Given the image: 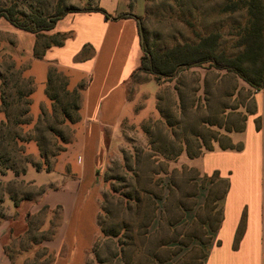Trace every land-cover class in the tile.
<instances>
[{
	"label": "rangeland",
	"instance_id": "rangeland-1",
	"mask_svg": "<svg viewBox=\"0 0 264 264\" xmlns=\"http://www.w3.org/2000/svg\"><path fill=\"white\" fill-rule=\"evenodd\" d=\"M247 1L0 0V7L8 8L17 6L18 10L22 13L32 14L38 11L47 16H51L59 5L61 8H67L76 12H85L100 6L106 9L111 15H116L122 9L129 11L130 8L135 7L140 9L139 13L142 14L141 21L147 35V42L153 51L164 52L177 44L188 43L193 45L198 42V34L208 36L211 33H215L220 36L219 50L224 51L227 56L231 57L242 51V48H239L238 44L249 20L246 8ZM144 4L145 10H141ZM9 30L14 31L15 29L5 19L0 20V59L10 54L11 50L8 43L13 42L15 44L16 41V34ZM91 55V51L87 50L85 56L90 57ZM23 63L24 67H31V64L26 59L23 60ZM208 68V66H204L203 68L194 69L183 77L182 84L186 86L184 96L189 111L194 105V100H199L197 104L198 108H201V105L203 106L205 104V76H207L209 89L213 94H221V101L228 107H234L242 100L244 104L248 105V110L252 109L249 101L250 96L247 93L248 89L243 82H239V85L241 86L240 88H244V91L241 97L238 95L234 100V97L230 98L233 94L234 80L231 77L221 79L223 85L221 84L218 92H216L215 80L220 79L225 73L209 71ZM33 72L36 78V80L33 79L36 90L33 97L31 116L35 122L39 117L41 109H46L51 112L52 103L46 100L45 89L41 85L45 81L43 66L40 64L35 65ZM29 74L27 72L26 76L30 77ZM153 82L157 84L158 89ZM82 85H86V80L82 81ZM176 86V81L159 84L155 81L154 77L146 74H139L137 77L131 79L128 84V96L133 104V109L131 110L130 116L122 122L119 134L115 136H111L109 133L105 134L104 144L107 150V154L105 155L107 161L103 172L100 173L101 176L97 184L96 192L102 218H104L108 229L113 228L116 224L114 219L120 222L123 217L122 213L119 212L117 202L121 197L120 195L127 192L125 188L127 183H129L128 178L132 176L131 174L127 175V169L134 165L139 155L142 157L146 155L156 156L153 159V169L157 168L159 170L163 168L165 170L168 168L170 174L167 177L165 175L154 177L155 183L157 184L156 180H161L162 185L161 187L150 186V189L160 193V188H163V195L166 199L170 194L173 184L176 187V184H178L182 191L179 189L180 193L176 192L174 196L191 210L184 213V218L179 224L169 229V219L170 217L174 218L176 215L169 216L168 214H163L164 202H159L160 210L150 228L153 234L152 236L155 237L152 240L156 241L159 238L157 235H161L159 233L161 229L168 232V238L172 240H175L176 233L177 235L183 234L178 239V241H181V244L174 243L170 246L176 257L166 264H204L208 251L214 244L216 238L210 226L208 224L204 225V221L209 218L208 212L214 206H217V212H220L221 201L217 203L213 202L215 196L224 193L226 185L220 184L218 180L211 179L213 176L204 181L201 169L189 165L188 161L190 159L186 153H183L179 158L169 161L160 154L153 152L152 148H163L168 151L176 150V146L177 149L181 146L182 140L179 141V139L182 138L189 141L190 147L194 152H197L200 147H202L201 150L203 151L205 150V147L202 145L203 141L196 140L193 135L198 133L205 137L207 141H204V143L206 147H209L213 144L210 143L209 138L215 136L209 132L217 133V129L209 125L198 128L195 126H187L185 123L180 126L177 125L179 100L175 91ZM192 90L198 91L194 94ZM82 92L79 95V99L72 96L68 98L71 102L75 101L80 109L82 108L83 100ZM130 108H127L126 111H129ZM189 111L187 117L189 116L188 120L190 124H193V113ZM70 114L75 118L74 121L81 118L80 112L78 111H70ZM161 115L164 116V119ZM61 119L62 114L59 113V120ZM2 120L3 115L0 112V122ZM76 125L77 123H68L67 127H62L61 124L55 123L53 126L56 130L62 132L65 138L70 139L72 143L76 138ZM32 129L33 125L27 126L25 127V132H29ZM161 130L164 136L167 135L169 137V141L163 142L165 138L160 133ZM174 138H178V141ZM53 143L57 144V148L64 146L61 141ZM213 146L217 148V145L214 144ZM25 148L27 154L32 153L34 155L36 162L40 161L36 143L26 144ZM186 148L187 146L184 144L183 150H186ZM60 156H58V159ZM57 160L54 161L51 159L50 172H46L45 170L41 172H46L47 174L56 172L60 164L59 160L57 163ZM30 168L33 167H29L28 169ZM173 171H175L173 176L175 177L176 184L171 181V173ZM28 177L31 178V175ZM24 178L25 176H21L17 180L12 172H8L4 177L0 176V219H2L0 221V241L4 251L12 258L13 264H45L48 258L42 257V250L46 248L44 246H48L47 242L49 241L39 246L31 245L29 243L30 238L25 235V231L27 230L26 218L28 215L34 216L30 220L33 237L36 236L40 240L43 236L46 240H50L52 239L51 237L55 236L56 238L60 234V229L63 224L62 211L58 208H50L47 211L41 212L44 205H40L39 209H34V213H32V207L35 206V203L39 204V201L41 203L43 195H39V189L41 188L30 187L29 185L32 182ZM49 187L50 189H56L57 185L53 184L43 188L48 190ZM211 190L214 192V198L213 196L210 198ZM25 194L29 195L32 201L22 202L19 205L20 208H16L11 199L15 196L20 199ZM172 197L171 200H174L175 198ZM52 199L55 200L54 194ZM167 215L168 217H166ZM213 216L212 219H217L218 217V215L217 217L215 215ZM96 239H101L99 230ZM49 250L51 251V249ZM103 251L104 249L102 250L103 255L101 258L105 260L108 257L109 250L107 251L106 249L105 252ZM87 260H91L90 264H98V262H95L93 255H89Z\"/></svg>",
	"mask_w": 264,
	"mask_h": 264
},
{
	"label": "trees",
	"instance_id": "trees-1",
	"mask_svg": "<svg viewBox=\"0 0 264 264\" xmlns=\"http://www.w3.org/2000/svg\"><path fill=\"white\" fill-rule=\"evenodd\" d=\"M246 8L249 20L238 44L239 48H242V51L231 57L227 56L224 51L219 50L220 36L215 33H211L208 36L198 34V42L193 45L188 43L177 44L164 52L153 51L148 45L141 17L123 14L112 18L100 7L85 12H76L67 8H61L59 5L51 16L43 15V13L38 11L32 14L22 13L18 10L17 6L0 7V20L5 19L16 29L34 35L36 37L34 58L42 60L48 49L63 47L71 38L70 34L47 35V33L55 29L59 21L69 14L96 12L103 14L108 20L135 19L138 24L143 55L140 66L134 72L132 79L139 74H146L154 77L155 81L159 84L176 81L177 86L175 87V91L179 100L177 125L180 126L185 123L187 126H195L197 128L209 125L217 129V133L209 132L215 135L209 138L210 143H213L209 147H206L204 143V141H207L205 137L198 133L193 135L196 140L203 141L202 145L205 147L203 151L201 150L202 147H200L197 152H194L190 147L189 141L182 138L179 139V141L182 140L181 146L178 149L176 146V150L168 151L163 148H152L153 152L160 154L169 161L179 158L183 153H186L190 160H194L200 158L204 152L215 151V147L213 146L215 143H219L221 149L224 150H239L240 147H235L231 144L227 134L244 131L247 120L246 115L253 114L255 111L253 94L264 90V0H248ZM8 46H14V43L9 42ZM204 66H208L209 71L225 73L220 79L215 80L216 92H218L221 84L223 85L221 79L231 77L234 80L233 94L230 96V98L234 97V100L238 95L241 97L244 88H240L239 82H243L248 89L247 93L250 96L249 101L252 109L248 110V105L244 104L242 100L234 107H228L221 101V94H213L209 89L207 76H205V104L201 105V108H198L197 104L199 100H194V105L189 111L184 96L186 86L182 84L183 77L188 72L203 68ZM30 68V66L26 68L24 64H18L16 59L10 54L0 59V112L3 115V120L0 122V176L4 177L8 172H12L17 180L27 174L29 167H33L37 172L43 170L50 172L51 159L56 161L58 156L66 151L71 140L65 138L63 133L56 130L53 125L57 123L61 124L62 127H67L68 123L76 124L81 120L80 118L74 121L75 118L70 114V111L75 110L80 112L81 109L75 101L71 102L68 98L72 96L79 99L80 93L85 89V86L81 84L78 89L71 90L69 77L57 67H51L45 89L46 97L52 103L51 112L41 109L39 117L34 122L31 111L33 96L36 90L35 81L32 77L26 76ZM192 91L195 94L198 90ZM188 111L193 113V124H190L188 120ZM59 113L62 114L61 120H59ZM162 117L164 119V116ZM31 125H33V129L25 132V127ZM257 128L260 129L259 122L257 123ZM221 131L225 133L224 139L221 137ZM160 133L162 134V130ZM163 137L165 138L163 142L169 141L167 135H163ZM174 139L178 141V138ZM59 141L64 144L62 148H57V144L53 143ZM32 142L36 143L39 162L35 161L32 153L27 154L26 152L25 145ZM184 144L187 146L186 150H183ZM155 157L154 155H146L145 157L139 155L134 165L127 169V175L131 174L133 177L128 178L129 183H127L125 188L127 192L121 194L117 202L119 212L123 216L120 222L114 219L116 224L113 228H110L111 230L108 229L99 211L97 226L101 239L96 240L89 253V255H93L96 263L166 264L176 257L170 246L174 243L181 244V241H178V239L183 234L177 235L176 233L175 240H172L168 238V232L161 229V232L159 231L161 235H157L159 238L153 241L152 238L155 237L152 236L150 228L160 210L159 202H164L163 214H168L169 216L176 215H173L174 218L170 217V223H168L169 229L179 224L184 218V213L191 209L187 208L181 200H178L174 196L176 192L180 193L179 189H181L176 184L175 177L173 176L175 171L171 173V181L175 182L179 188L173 184L170 194L166 199L163 195V188H160V193L150 189V186L161 187L162 185L161 180H156V184L154 177L159 175L167 177L170 174L168 168L165 170L163 168L159 170L157 168L153 169V159ZM207 179L209 178L204 177V181ZM211 179L217 180L219 178L217 174H214ZM219 183L226 185L225 191L221 195L215 196L213 190H211L210 198L212 196L214 198L215 196L213 203L222 201L226 195L228 182L220 180ZM29 186L31 187V184ZM39 191V195L41 196L46 193L43 187ZM26 195L20 199L16 198L17 196L11 199L16 208L24 201H32V198ZM172 196L175 198L174 200H171ZM57 208L59 210L62 209L60 206ZM49 209V206H44L41 212ZM217 209V206H214L208 212L209 218L204 221V225L208 224L213 233L218 231L222 221L221 210L218 213ZM213 215L216 217L218 215L217 219H212ZM32 217L34 216L28 215L26 218L27 230L25 231V235L30 238L29 243L31 245L39 246L46 241L50 242L56 239L55 236L51 237L52 239L50 240H46L43 236L40 240L36 236L33 237L30 221ZM166 235L167 237H165ZM238 240L237 238L236 244ZM103 249V252L106 249L107 251L109 250L108 257L105 260L101 258ZM42 251V257L48 258L45 264H53L55 254L47 248H44ZM6 255L13 264L12 258L7 253ZM90 261L87 260L86 264H90Z\"/></svg>",
	"mask_w": 264,
	"mask_h": 264
},
{
	"label": "crops",
	"instance_id": "crops-1",
	"mask_svg": "<svg viewBox=\"0 0 264 264\" xmlns=\"http://www.w3.org/2000/svg\"><path fill=\"white\" fill-rule=\"evenodd\" d=\"M100 8L112 18L123 14L142 16L135 7L116 15ZM141 10H145V4ZM13 28L9 31L16 34V41L9 46L10 55L19 64L26 59L31 64L29 76L35 80L33 68L42 65L44 89L51 67L69 77L71 90L86 80L76 138L59 157V168L51 174L30 168L24 178L32 182V187L57 185L56 189L49 187L41 203H35L31 210L34 213L40 205L62 208L60 234L44 246L55 254L53 264H86L99 230L96 188L107 161L104 137L107 133L119 134L122 122L133 109L128 84L143 55L138 24L133 18L108 20L96 12L69 14L47 35L70 34L71 38L63 47L48 49L42 60L34 58L36 37ZM87 50L92 53L90 57L85 56ZM253 100L255 111L246 115L244 131L227 134L239 150H224L215 143V151L188 161L199 167L204 177L217 174L218 181L228 182L221 201V225L204 264H264V90L254 93ZM224 134L221 131L222 139ZM0 264H12L1 241Z\"/></svg>",
	"mask_w": 264,
	"mask_h": 264
}]
</instances>
